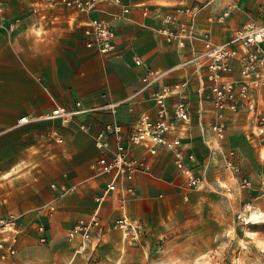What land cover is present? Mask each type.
Wrapping results in <instances>:
<instances>
[{"label": "crops", "instance_id": "1", "mask_svg": "<svg viewBox=\"0 0 264 264\" xmlns=\"http://www.w3.org/2000/svg\"><path fill=\"white\" fill-rule=\"evenodd\" d=\"M124 2L129 11L119 17L115 16L119 6L105 1H99L90 12L79 13L60 0H0V219L13 220L30 236L37 235L36 225L44 223L47 242L55 248L78 218H87L97 211L104 223L103 233L97 235L93 231L92 239L81 252L72 249L68 238L65 243L72 256L83 254L88 259L92 255L97 257V264H121L122 259L129 260V250L139 249L131 246L130 239L139 237L133 243L140 246L141 241H146L142 232L125 233L112 225L122 214L131 222L141 223L143 229L145 224L154 231L160 221L169 229L174 212L188 206L190 202L186 200L191 194L205 189L209 181L224 177L223 182L234 185L242 194L241 199H251L252 195L259 202L257 187L264 181V142L252 134V123L243 110L231 115L226 112L228 125L219 144L224 150H234L233 161L238 171L232 173L224 167L223 155L210 130L211 93L200 86L204 71L199 73L192 64H182L193 50L202 49V41L195 39L179 48L160 29L165 26L163 16L174 12L176 5L198 3L201 9L195 16V32L208 33L212 41L220 43L247 22L264 24V0ZM225 9L229 14L223 21L216 20ZM97 16L107 17L114 28L117 55L85 46L83 23ZM134 57L163 74L152 87L128 100L133 103L132 111L129 103L121 104L113 114L98 111L80 119L92 122L94 127L117 119L128 127L140 111L154 115L152 89L186 80L183 100L189 106L191 119L177 120L169 137L178 136L185 150L194 153L203 182L184 191L171 149L158 147L157 153L152 154L145 145H134L132 154L145 158L150 172L135 174V192L126 197L125 207L121 208L117 192H110L100 204L94 200L104 178L94 176L92 163L98 151L90 135L79 129L76 122L62 124L46 115L54 103L72 107L75 101H81L90 106L129 97L143 83L144 68L134 64ZM230 64L232 77L242 78L238 60L231 59ZM252 95L260 109H264V84L254 86ZM178 99L177 94L169 96V106ZM22 116L31 120L19 123ZM242 177L252 186L240 188ZM84 179H88L87 183L72 193H62L52 186L71 185ZM21 243L19 240L13 255L0 256V264H17L25 252Z\"/></svg>", "mask_w": 264, "mask_h": 264}, {"label": "built area", "instance_id": "2", "mask_svg": "<svg viewBox=\"0 0 264 264\" xmlns=\"http://www.w3.org/2000/svg\"><path fill=\"white\" fill-rule=\"evenodd\" d=\"M99 1L115 4L120 11L115 16L124 17L129 11V5L124 0H60L68 7H73L79 13L90 12ZM201 9V5L178 4L173 8L174 12L166 13L162 21L164 27L160 28L168 41H174L179 48L185 47L195 39L202 41L200 51L193 50L182 64H192L199 73L200 86L207 87L211 93L212 121L210 130L217 143L216 148L223 155V164L226 169L234 173L238 171L233 161L234 150L223 149L219 142L225 138L229 115L243 110L252 123V134L264 141V109H260L256 99L252 95V88L264 84V24L247 22L235 30L230 38L223 42H214L208 33L197 34L194 28L195 16ZM228 10H223L216 16V20L223 21L228 15ZM83 35L85 46L99 53H115L116 32L109 23L107 17H91L83 23ZM239 62V75L242 78L232 77L231 59ZM135 65L143 66L144 74L141 87L129 97L119 102H108L100 105H82L81 101H75L72 107L54 103L50 112L46 115L49 119H58L62 124L76 122L79 129L88 133L98 151V155L92 163L95 177H103V186L94 195V200L100 204L110 192L119 194L117 203L125 207L126 197L134 194L132 180L137 172H150V166L145 158L132 154L134 145H145L147 150L157 153L158 147L171 149L173 163L182 177L184 191L201 186L203 177L196 168V157L193 152L186 151L178 136L169 137L175 128V122L181 120L188 122L191 119L189 106L184 98V88L187 81H181L172 85H161L151 90L150 97L154 115L143 110L135 114L130 126L117 119L104 121L94 127L92 122L83 119L98 111L114 113L121 104L131 105L128 100L137 96L142 90L152 87L163 72L155 71L147 66L139 57H134ZM177 94L179 99L169 106L168 97ZM133 105L129 110L132 111ZM31 120L22 116L19 123ZM60 141L61 138L58 137ZM88 179L73 183L71 185H56L62 193L77 191ZM240 181V180H239ZM252 183L242 177L240 188H249ZM257 192L264 197V181L257 187ZM48 210V209H47ZM46 211V210H45ZM112 225L122 228L125 233L131 230L138 234L143 230V225L131 220L122 214L116 218ZM37 239L40 243L47 242L45 224L36 225ZM13 220L0 219V256L13 255L16 252L20 232ZM102 234L104 223L95 211L91 216L78 218L68 231V239L72 241L74 251L81 252L92 239V232Z\"/></svg>", "mask_w": 264, "mask_h": 264}, {"label": "rangeland", "instance_id": "3", "mask_svg": "<svg viewBox=\"0 0 264 264\" xmlns=\"http://www.w3.org/2000/svg\"><path fill=\"white\" fill-rule=\"evenodd\" d=\"M224 180L219 177L205 189L195 190L186 200L190 204L174 212L169 229L164 221L154 231L144 224L141 232L146 241L140 246L133 243L139 237L130 239L131 246L139 249L129 250V260L122 259L121 264H264V197L261 202L252 195L241 199L234 185ZM64 238L51 248L22 230L19 240L25 252L17 264H97L92 255L72 256L65 244L68 232Z\"/></svg>", "mask_w": 264, "mask_h": 264}]
</instances>
